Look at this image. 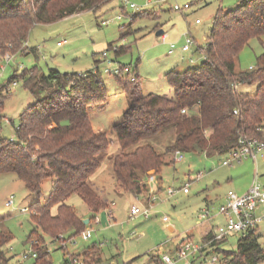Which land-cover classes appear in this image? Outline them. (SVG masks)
<instances>
[{
	"label": "trees",
	"instance_id": "obj_1",
	"mask_svg": "<svg viewBox=\"0 0 264 264\" xmlns=\"http://www.w3.org/2000/svg\"><path fill=\"white\" fill-rule=\"evenodd\" d=\"M111 1L0 0V53L4 54L8 47L20 52L35 25L79 12H96ZM140 15L133 14L130 19ZM212 21L205 48L196 49L203 52V59L183 71L173 68L165 73L171 96L144 94L137 75L134 81L129 77L122 83L127 106L121 120L110 129L119 145V152L110 160L116 189L134 196L146 191L144 178L149 171H159L166 154L179 150L207 157L223 155L236 146L238 132L260 137L264 131V52L256 58L253 68L239 71L235 67L249 40L264 35V0H239L234 9L219 10ZM35 51L28 48L26 54ZM124 51L120 48L115 53ZM96 69L83 73L49 69L43 73L34 66L22 72L19 78L34 101L19 115L15 138L0 136V174H15L36 197L28 205L33 228L27 241L35 248L39 264L50 263L49 252L36 246L35 238L54 242L61 235L70 240L84 230L83 219L66 204L68 197L76 195L81 199L92 214L89 223L107 205L88 183L110 142L106 132L93 130L89 119L88 111L103 107L107 101V91ZM16 79L14 75L0 86V123L8 94L5 90ZM233 81L255 84L256 88L252 93L234 95L230 86ZM166 128L173 129L174 137L164 153L148 143L142 144ZM45 179L50 180V191L41 201V182ZM257 231L240 233L235 252L225 254L222 264H263L264 241L260 242ZM10 239L8 232H0L2 262V248ZM95 247H87L84 254H96ZM98 260L96 255L87 264Z\"/></svg>",
	"mask_w": 264,
	"mask_h": 264
},
{
	"label": "rangeland",
	"instance_id": "obj_2",
	"mask_svg": "<svg viewBox=\"0 0 264 264\" xmlns=\"http://www.w3.org/2000/svg\"><path fill=\"white\" fill-rule=\"evenodd\" d=\"M238 1L176 0L183 8L181 13L171 8L173 2L129 0V4L136 6L135 9H131L123 7L120 0H112L96 12L84 11L52 23L35 25L26 45L20 47V52L15 53L8 47L5 53L13 54L10 63L3 60L5 53H0V86L7 83L12 76H17L16 86L11 88V83L7 86L11 92L3 101L4 119L0 123V136L6 139L15 138L19 115L34 101V97L24 88L23 81L19 78L22 72L34 66L43 73H47L49 69H56L61 73H83L96 67L107 91V101L101 108L92 107L88 113L93 129L107 132L111 143L105 155L110 156L118 149V142L111 135L110 129L114 122L122 118L126 108L122 83L129 81L128 78L135 74L144 94H171L172 90L164 77L165 73L173 68L183 71L198 64L203 59V52L196 49L197 46L205 48L213 17L219 10L226 12L234 9ZM186 5L189 7L185 8ZM137 13L141 15L131 20L130 17ZM195 20H199V23L195 24ZM158 30L164 32V37L156 36ZM186 34L195 40V46L188 52L181 53ZM62 40L66 43L57 46V42ZM28 48H35L36 53L26 55ZM113 48H124L125 51L116 54ZM171 48L173 53L168 54ZM103 51L106 52L108 60L112 59L121 66L130 67V75L128 77L108 75L107 65L101 59ZM262 52L264 35L249 40L238 55L236 70L246 71L253 68L256 58ZM255 88V84L240 85L239 92L252 93ZM173 137V129L166 128L144 140L142 144L148 143L159 153H164L166 148L173 144ZM182 154L184 157L182 161H175L173 154H166L163 158L165 163L159 171L147 173V175L154 173L155 181L150 182L146 176L144 184L147 189L137 196L113 190V182L107 170V157L102 154L104 155L102 161L92 176L98 186L105 187L107 204L114 203L110 207L113 218L109 220L107 217L109 210L106 209L107 205L96 214L98 223L92 219L85 225L84 231L91 233L87 240L83 239L81 233L69 241L59 236L54 242L49 238H35L36 246L48 250L49 264H65L64 260L69 256L91 244L100 245V250L105 256L117 254L115 255L117 263L124 261L130 254L137 256L132 264H147L148 256L158 252L175 258L178 240L186 235L192 244L200 245L202 227L206 224L202 227L197 225L199 211L208 207L210 215H215L229 190L238 194L244 193L253 179L255 165L248 159L233 163L231 167H224L222 162L227 158L225 154L213 157L199 153ZM199 174L201 177L197 180ZM257 174L260 181L264 182V159L259 155ZM186 183L188 193L183 194L179 191L172 197L167 196V188L181 189ZM49 191L50 180H42L39 199L44 200ZM10 196L13 197V207L8 208L4 206V202ZM34 200L36 197L28 192L15 174H0V232H8L11 236L2 248L5 262L0 261V264H39L30 257L33 247L31 248L30 242L27 241L33 227L30 214L20 211L21 208H28ZM67 204L82 216L83 220L90 218L87 217L86 206L78 196L68 197ZM132 205L148 209L149 217L129 218L128 211ZM52 212L54 213L55 209ZM257 213L264 214V205H259ZM101 216L105 220L99 222ZM163 216H167L169 221L163 222ZM212 221L213 225L216 222L226 223L223 215ZM209 224L211 225L207 223ZM257 230L260 242H263L264 220L257 225ZM239 238L240 233H231L216 244L215 251L221 258L229 256L235 252ZM24 254H27L28 258L24 259L22 257ZM210 254L209 252L208 256ZM95 255L94 252H87L83 255V260L88 262L95 258ZM192 260L189 256L174 264H200V261ZM201 264H204L203 260Z\"/></svg>",
	"mask_w": 264,
	"mask_h": 264
},
{
	"label": "built area",
	"instance_id": "obj_3",
	"mask_svg": "<svg viewBox=\"0 0 264 264\" xmlns=\"http://www.w3.org/2000/svg\"><path fill=\"white\" fill-rule=\"evenodd\" d=\"M123 4V7H129L131 9H135L136 6L134 4H129V0H120ZM156 3H164V2H173L172 9L174 11L183 12V8L179 4L176 3V0H155ZM189 5H186L185 8H188ZM199 20H195V24H198ZM163 39V37H162ZM65 40L57 42V46H62L65 44ZM195 46L194 39L186 34L185 44L181 47L182 52H187L191 47ZM117 49L113 48L115 52ZM13 54L5 53L3 55V60L6 63H10L12 60ZM101 59L107 65V74L114 77H122L129 76L131 73V69L128 66H121L117 64L114 60L107 59V54L105 51L101 53ZM135 80V74L130 76V81ZM241 83L239 82H231V90L235 95L239 92V86ZM16 83L13 81L11 83V88L15 87ZM5 92H11L10 88H6ZM182 113L185 110H181ZM238 111H234V114H237ZM261 136L256 137L252 135H247L245 133H237V144L225 155L227 158L222 162V166L231 167L233 163H240L246 159H252V161L256 162V158L259 155L264 153V131H261ZM183 152L177 150L173 153V159L175 161L183 160ZM154 173L148 175L150 182H154ZM201 177V174L197 176V180ZM188 184H184L181 189H171L167 188V196L172 197L177 192H182L183 194L188 193ZM150 199V198H149ZM154 198L152 199V201ZM108 205V206H107ZM106 209H109L107 212V217L109 220L112 219V212L110 207L114 205L113 202L108 203ZM259 205H264V182H261L259 179V175L257 174V169L255 167L253 179L247 188V190L238 194L229 190L224 198V202L219 205L217 209V213L215 215H210V211L208 207L201 209L198 214V220L203 222H208L213 220L216 216L223 215L225 217L226 223L220 224L216 223L211 232V236L205 241L202 245H194L190 241H188L187 236L184 237L182 243L178 246L177 254L175 258H171L166 254H163L160 258L161 264H174L176 261L185 260L189 256H198L202 258L204 264H222L223 258L217 254L215 251L216 244L223 241L228 235L231 233H244L249 230H254L257 228V225L264 220V214L261 216L256 215V210ZM4 206L11 208L13 207V197H8ZM22 213L31 211L28 208H21ZM137 216H143L145 218L149 217L148 209H141L138 205H132L128 211V217L134 218ZM94 221H98L97 217L94 218ZM163 222H168L169 218L167 216L162 217ZM59 237H62L61 235ZM82 237L87 239L90 237V231H85L82 233ZM69 241V240H68ZM32 248V243H30ZM64 246L65 244H61ZM209 252L211 253L208 256ZM24 259L28 258L27 254L22 256ZM33 259L37 258L36 251L32 248V253L30 255ZM65 264H83V261L80 258L75 256H69L65 261Z\"/></svg>",
	"mask_w": 264,
	"mask_h": 264
},
{
	"label": "crops",
	"instance_id": "obj_4",
	"mask_svg": "<svg viewBox=\"0 0 264 264\" xmlns=\"http://www.w3.org/2000/svg\"><path fill=\"white\" fill-rule=\"evenodd\" d=\"M79 13H81V12H79ZM79 13H75V14H79ZM75 14H72V15H75ZM70 16V15H69ZM65 18V17H64ZM161 36H163L164 37V32H163V34L161 35ZM157 37H160V36H157ZM195 41V40H194ZM66 43V42H65ZM189 51V50H188ZM187 51V52H188ZM180 52L181 53H186V52H182L181 51V49H180ZM35 53H36V51H35ZM173 53V49L171 48L169 51H168V54H172ZM25 54H26V52H25ZM26 55H28V54H26ZM34 55V54H33ZM124 94V93H123ZM166 95V94H165ZM167 96H171V94H169V95H167ZM124 97H125V95H124ZM125 101H126V98H125ZM126 106H127V102H126ZM121 120V119H120ZM120 120H118L117 122H119ZM117 122H114L113 124H115V123H117ZM112 124V125H113ZM93 128V127H92ZM94 130V129H93ZM95 132H106V131H103V130H101V129H97V130H94ZM107 133V132H106ZM111 133V132H110ZM112 135V134H111ZM109 143H111V140H110V142ZM106 152V151H105ZM105 152H103L102 154H104L105 155ZM119 152V145H118V149L116 150V152H114L113 154H111L110 156H106L105 155V157H107V170H108V173L110 174V178H111V181L113 182V190H116L117 192H118V189H116L115 188V181H114V177H113V175H112V172H111V168H110V160H111V158L115 155V154H117ZM102 154H100V156H99V165H100V163H101V161H102V157L104 156V155H102ZM260 157L262 158V159H264V155H263V153H262V155H260ZM246 160H248V159H246ZM251 161H252V159H250ZM253 163H254V165H255V167H256V169H257V158H256V162H254V161H252ZM255 171V170H254ZM95 180V178L92 176V174H91V176L89 177V180H88V183H89V185L92 187V189L95 191V193L99 196V198L102 200V201H104L105 203H107V199H106V190H105V187H102V186H98L97 184H96V182L94 181ZM146 185V184H145ZM146 189H147V186H146ZM158 189H159V187H158ZM148 192V191H147ZM224 198H225V196H224ZM80 199V198H79ZM81 200V199H80ZM66 204H67V200H66ZM68 205V204H67ZM103 210V209H102ZM102 210H100V211H102ZM258 210V209H257ZM257 210H256V215L257 216H261V215H263V214H258L257 213ZM88 211V210H87ZM99 211V212H100ZM98 212V213H99ZM79 216V215H78ZM88 216H90V217H92V214L88 211V214H87V217ZM79 217H81L82 218V216H79ZM96 217V214L94 215V218ZM218 216H216L215 218H217ZM113 218V217H112ZM198 218V217H197ZM215 218H213V219H215ZM83 219V218H82ZM89 220V219H88ZM105 219L103 218V216H101L100 217V221L99 222H102V221H104ZM212 220L211 221H208V222H203V224L198 220V223H197V225H199V227H202L204 224H206L205 225V227H202V231H201V240H202V242H201V244L200 245H202V244H204L205 243V241L211 236V232H212V230H213V227H214V225H215V223H214V225L212 224ZM89 223V222H88ZM95 223H98V221L97 222H95ZM207 223H211V225L209 224V225H207ZM216 223H218V222H216ZM202 224V225H201ZM33 228V227H32ZM32 230V229H31ZM30 230V231H31ZM83 232H85L84 230L83 231H81L80 233L82 234ZM258 233V232H257ZM187 236V235H186ZM263 236H264V234H263ZM90 237H91V233H90ZM89 237V238H90ZM89 238H87V239H89ZM84 239V238H83ZM87 239H84V240H87ZM51 240V239H50ZM184 240V238H182V239H179L178 240V245H180L181 243H182V241ZM51 242H53L52 240H51ZM92 245V244H91ZM91 245H87L86 247H84V248H82L80 251H77L76 253H74V254H72L71 256H75V257H77V258H82V261H83V264H87V262H85L84 260H83V255H84V250H86V248L87 247H89V246H91ZM96 245V244H95ZM96 250H97V253H96V255H98L99 256V260L97 261V262H93V263H91V264H132L133 262V260L134 259H136L137 258V256H135V255H133V254H130L129 256H127V258H125V260L124 261H121L120 263L118 262H116L117 260H116V258H115V255H117V254H109V255H107V256H105L104 254H103V252L100 250V245H96ZM158 250H160V248L158 249ZM157 250V251H158ZM96 255H95V257H96ZM163 255V254H162ZM161 254H160V252H158V253H153V254H150L149 256H148V260H147V264H155L156 262H157V260L159 259L160 260V258H161V256H162ZM191 258L194 260V261H200L199 263L201 264L202 263V258H200V257H198V256H196V255H194V256H191ZM192 260V261H193Z\"/></svg>",
	"mask_w": 264,
	"mask_h": 264
},
{
	"label": "water",
	"instance_id": "obj_5",
	"mask_svg": "<svg viewBox=\"0 0 264 264\" xmlns=\"http://www.w3.org/2000/svg\"><path fill=\"white\" fill-rule=\"evenodd\" d=\"M163 34V31L162 30H158L157 32H156V36H161ZM88 222H89V220L88 219H84L83 220V223L86 225V224H88Z\"/></svg>",
	"mask_w": 264,
	"mask_h": 264
}]
</instances>
